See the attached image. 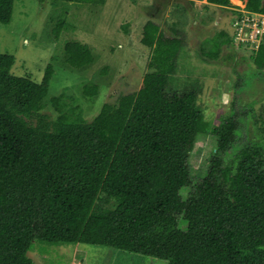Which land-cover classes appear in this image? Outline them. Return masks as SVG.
<instances>
[{"label": "trees", "instance_id": "trees-1", "mask_svg": "<svg viewBox=\"0 0 264 264\" xmlns=\"http://www.w3.org/2000/svg\"><path fill=\"white\" fill-rule=\"evenodd\" d=\"M14 1L0 0V23L11 21ZM244 6L264 14V0ZM232 12L231 25L243 15ZM235 31L205 39L204 59L230 48ZM174 32L144 23L140 41L150 56L141 87L103 102L90 121L64 109L63 93L51 97L57 115L43 111L51 64L35 81L13 74L14 56L0 53V264H32L35 239L103 245L167 264H264V104L257 114L233 109L208 129L201 83L173 84L184 46ZM63 50L62 64L73 71L95 60L78 40ZM250 52L264 74V33ZM97 93L93 82L82 87L87 98ZM251 118L255 137L240 139ZM192 134L213 139L195 183L191 160L184 161Z\"/></svg>", "mask_w": 264, "mask_h": 264}, {"label": "rangeland", "instance_id": "rangeland-1", "mask_svg": "<svg viewBox=\"0 0 264 264\" xmlns=\"http://www.w3.org/2000/svg\"><path fill=\"white\" fill-rule=\"evenodd\" d=\"M230 1L205 8L206 0H15L11 21L0 23V53L14 56L13 74L35 81L51 64L53 73L43 111L57 115L51 97L63 93L64 109L73 108L90 121L103 102H114L120 94L141 87L150 51L140 38L144 23L152 20L168 36L175 35L174 30L180 32L184 46L173 84L195 79L201 83L198 104L209 129L233 109L240 116L250 109L257 114L264 104V74L256 68L250 52L256 44L222 45L217 58L207 61L200 51L204 40L216 37L220 30L231 34L232 10L242 9L244 0ZM67 40H78L91 48L95 60L88 68L73 71L63 66ZM205 45L210 48L212 42ZM250 79L252 84L246 83ZM89 82L98 86L92 99L82 94L83 85ZM238 85L241 87L236 91ZM246 129L242 127L240 139L246 134L255 137L253 118L247 133ZM212 144L209 135L196 141L192 134L189 140L184 161L191 160L193 183L207 168L205 157ZM27 255L32 264H167L165 259L103 245L39 239L32 242Z\"/></svg>", "mask_w": 264, "mask_h": 264}, {"label": "built area", "instance_id": "built-area-1", "mask_svg": "<svg viewBox=\"0 0 264 264\" xmlns=\"http://www.w3.org/2000/svg\"><path fill=\"white\" fill-rule=\"evenodd\" d=\"M240 11L243 13L241 19L233 22V28L236 31L232 46L245 47L256 44L258 47V42L264 33V14L251 12L245 8L244 4Z\"/></svg>", "mask_w": 264, "mask_h": 264}]
</instances>
